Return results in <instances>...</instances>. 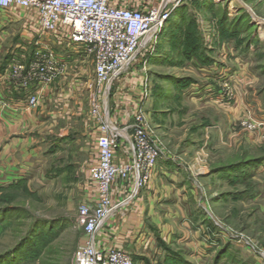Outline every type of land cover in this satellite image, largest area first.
I'll return each instance as SVG.
<instances>
[{
    "label": "rangeland",
    "instance_id": "1",
    "mask_svg": "<svg viewBox=\"0 0 264 264\" xmlns=\"http://www.w3.org/2000/svg\"><path fill=\"white\" fill-rule=\"evenodd\" d=\"M240 1L238 10L230 9L229 0H183L125 74L147 81L145 103L154 133L165 152L182 162L186 174L177 181L194 186L183 189L196 193V206L191 202L189 210L199 217L188 221L186 240L178 242L172 235L180 232L173 227L169 241L164 233L166 237H154V250L131 253L134 264H165L171 252L190 264H215L216 252L227 244L237 260L248 263L252 258L263 264L227 234L264 251V182L246 165L264 158V129L252 123L264 122V0ZM11 22L0 28V49L14 50L18 59L22 52L14 46L27 43L21 37L24 22ZM228 26L241 32L226 35ZM211 66L219 71L205 77ZM207 78L218 86L219 95L205 92L202 99L192 100L194 89L211 81ZM223 81L227 87L221 86ZM221 92L231 99L229 104L221 101ZM80 98L79 107L46 102L44 126L27 128L26 136L34 140L31 148L38 149L31 152L30 166L10 183L0 184V264H75L85 237L77 211L86 197L88 168L96 152L88 95ZM239 107L246 112L239 114ZM17 160L21 163L22 158L18 155ZM229 166H236L233 172H218ZM224 230L228 236L222 235ZM200 241L208 245L210 258L199 255Z\"/></svg>",
    "mask_w": 264,
    "mask_h": 264
},
{
    "label": "built area",
    "instance_id": "2",
    "mask_svg": "<svg viewBox=\"0 0 264 264\" xmlns=\"http://www.w3.org/2000/svg\"><path fill=\"white\" fill-rule=\"evenodd\" d=\"M182 3L0 0V13L23 20L22 34L27 40L20 58L12 59L0 76V89L23 95L26 111H36L52 101L65 108L71 104L79 107L80 97L88 95L89 113L96 126V152L88 168L86 197L77 211L85 237L76 250L75 264H134L128 251L101 242L99 233L120 209L152 187L159 164L169 156L146 110L147 81L125 74ZM30 14L31 18H26ZM226 95L221 92V101L230 102ZM0 105L10 108L3 100ZM252 123L264 129V122ZM221 233L237 240L264 264V251L255 243L239 236L236 239L225 230Z\"/></svg>",
    "mask_w": 264,
    "mask_h": 264
},
{
    "label": "crops",
    "instance_id": "3",
    "mask_svg": "<svg viewBox=\"0 0 264 264\" xmlns=\"http://www.w3.org/2000/svg\"><path fill=\"white\" fill-rule=\"evenodd\" d=\"M229 4L231 5L230 9L235 7V9L239 10L243 7L242 1L240 0H229ZM11 21H19V18L10 17L7 13H0V24H2L0 28L5 25L6 22L12 23ZM21 37L22 40L25 39L23 34H21ZM25 45L26 42L22 41V43H17L14 49H21V47ZM14 53V50L12 52H9V50L5 52L2 48L0 49V76L7 68L9 62L15 58ZM209 68V70H206L209 74H206L205 77L216 74V71H219L218 67L215 66ZM127 77H129V75ZM207 79L211 81L202 84L200 88L194 89L197 93L195 94L194 92L195 95L191 96L192 100L196 101L202 99V97H205V92L206 94L207 92L214 94V92L217 91L214 97L219 95V88H216L218 86H214L212 78ZM23 97V95L13 93L12 91L0 89V103L3 100L10 105V108L7 110L0 106V184L10 183L12 180L16 179L15 176L18 175L19 172H24L28 169L27 166H30L28 162L31 157V152L36 151L37 147L31 148L30 142L34 140L30 137L28 139L26 136L28 133L27 128L43 127L49 115L45 112L47 109L46 106L36 111H26L24 109ZM198 97L199 99H197ZM245 107H247L246 110H248L249 113H252V108L250 106L248 107L246 105ZM62 111L64 112V110ZM238 112L241 114L246 111L244 108L239 107ZM69 113L67 114L68 116ZM62 115L65 114L60 113V117H62ZM63 118H66V116H63ZM18 155L22 158L21 163L18 160L15 161ZM254 171H256V176L263 179L259 180V182H264V165L258 167ZM185 174L180 160L169 156L168 160L162 161L159 164L158 175L151 184L152 187L144 189L139 199L131 205L120 209L110 222L107 223L104 230L99 233V240L106 245L118 244L130 254L133 253L136 255L149 248L154 250L151 244H154V237L156 236L160 237L161 235L166 237L164 233H167V241H169L170 238L172 239L171 234L173 231H176L174 228L182 233H179L178 236L176 234L172 235L177 238L178 242L190 237L187 225L190 220L197 222L198 219L196 215H192L197 214V212L195 211L192 213L189 209H191V202L196 206L197 199L195 197L197 196L194 191H191L192 194H189L184 190L186 187H194L192 184L178 183V176L183 177ZM170 186H173L175 191L173 188H170ZM180 187L184 189L182 190ZM118 200L119 198H116V201ZM161 212H163L164 215ZM177 219L178 221H176ZM182 220L185 221V223H182ZM200 242L199 250H197L199 251V255L204 253L206 255L204 257L210 258L211 254L208 245H204L202 241ZM201 247L202 249L200 250ZM246 260L248 261L247 264H257L255 259L251 258V261L250 259ZM190 262L192 263V261Z\"/></svg>",
    "mask_w": 264,
    "mask_h": 264
},
{
    "label": "trees",
    "instance_id": "4",
    "mask_svg": "<svg viewBox=\"0 0 264 264\" xmlns=\"http://www.w3.org/2000/svg\"><path fill=\"white\" fill-rule=\"evenodd\" d=\"M225 18L227 17L226 14L224 13ZM226 35L229 36H235L237 33L239 34L240 28L239 27H226ZM250 42V40H249ZM250 45V43L248 44V46ZM206 62V61H205ZM205 65H209L208 62L204 63ZM191 83V82H190ZM247 167H251L252 169H257L258 167L264 165V158H259L258 160L256 159H252L250 160L248 163H246ZM234 167L236 166H229V168H221L220 170H218V172H233L232 169H235ZM238 167V166H237ZM11 187H14L11 186ZM10 187V188H11ZM2 212H0L1 215ZM196 218L198 219L199 217L196 215ZM206 221V220H204ZM208 226L210 227V229L213 231L215 230L214 227L212 226V224H209V222L207 221ZM26 242V240H24L23 244ZM231 245L227 244V245H223L217 252H216V256L214 259L215 264H247L241 260H237V257L235 255H232V252L230 251ZM134 262V260H133ZM165 264H190V262H188L186 259L182 258L179 254L176 253H168L167 256L164 259Z\"/></svg>",
    "mask_w": 264,
    "mask_h": 264
},
{
    "label": "bare ground",
    "instance_id": "5",
    "mask_svg": "<svg viewBox=\"0 0 264 264\" xmlns=\"http://www.w3.org/2000/svg\"><path fill=\"white\" fill-rule=\"evenodd\" d=\"M262 23V22H261ZM262 35L264 36V31H262Z\"/></svg>",
    "mask_w": 264,
    "mask_h": 264
}]
</instances>
